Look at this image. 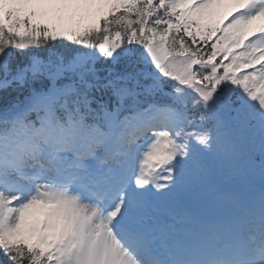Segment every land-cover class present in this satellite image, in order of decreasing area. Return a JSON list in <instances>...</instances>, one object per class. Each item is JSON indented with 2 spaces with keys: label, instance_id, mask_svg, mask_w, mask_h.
Instances as JSON below:
<instances>
[{
  "label": "snow or ice",
  "instance_id": "obj_1",
  "mask_svg": "<svg viewBox=\"0 0 264 264\" xmlns=\"http://www.w3.org/2000/svg\"><path fill=\"white\" fill-rule=\"evenodd\" d=\"M0 264H264V0H0Z\"/></svg>",
  "mask_w": 264,
  "mask_h": 264
}]
</instances>
